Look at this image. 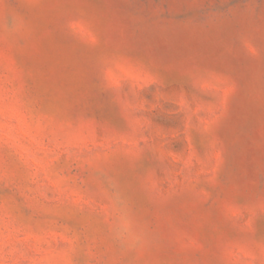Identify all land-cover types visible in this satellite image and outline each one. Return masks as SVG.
Returning a JSON list of instances; mask_svg holds the SVG:
<instances>
[{
    "label": "rangeland",
    "instance_id": "obj_1",
    "mask_svg": "<svg viewBox=\"0 0 264 264\" xmlns=\"http://www.w3.org/2000/svg\"><path fill=\"white\" fill-rule=\"evenodd\" d=\"M0 264H264V0H0Z\"/></svg>",
    "mask_w": 264,
    "mask_h": 264
}]
</instances>
